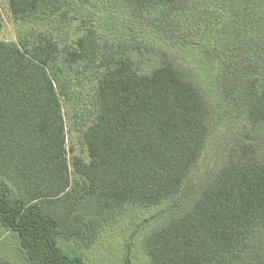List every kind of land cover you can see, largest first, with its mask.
Returning a JSON list of instances; mask_svg holds the SVG:
<instances>
[{
    "label": "trees",
    "instance_id": "1",
    "mask_svg": "<svg viewBox=\"0 0 264 264\" xmlns=\"http://www.w3.org/2000/svg\"><path fill=\"white\" fill-rule=\"evenodd\" d=\"M77 1L9 0L13 17L36 29L0 39V234L13 237L24 264H91L63 242L89 248L126 207L176 196L206 142L192 70L158 61L135 39L108 42L90 16L62 41L54 24L77 19ZM123 1L163 33L187 6ZM219 4L221 34L210 45L223 97L245 110L243 137L191 209L144 236L150 264H264V0ZM76 85L92 91L79 127L87 159L66 145L64 103ZM0 264L16 263L1 252Z\"/></svg>",
    "mask_w": 264,
    "mask_h": 264
},
{
    "label": "rangeland",
    "instance_id": "2",
    "mask_svg": "<svg viewBox=\"0 0 264 264\" xmlns=\"http://www.w3.org/2000/svg\"><path fill=\"white\" fill-rule=\"evenodd\" d=\"M219 2L220 0H186L185 11L175 16V26L168 32L164 31L165 34L159 29V25L151 22L150 14L143 17L133 15L123 0H78V18H70L65 26L54 24L59 38L70 43L79 34L81 18L90 16V22L108 42L113 44L119 38H132L135 39L137 48L143 52L151 50L158 61L159 58L173 60L190 68L204 93L208 127L204 148L180 193L158 205L126 207L98 231L89 248L72 240L63 242L67 251L81 252L91 264H126V259L135 264H150L149 256L143 248L144 236L155 227L191 209L203 189L225 164L235 139L243 137L240 132L245 125V110L223 97L219 55L210 45L221 34L220 27L215 22L221 20L223 15L219 10ZM31 29L35 30L36 27L13 17L9 0H0V39L16 41L21 31ZM66 31L69 37L64 39ZM225 34L228 36L227 28L222 31V40ZM82 88L83 86L76 85L71 99L64 103L66 145L67 150L73 145L75 153L87 159L79 127L84 119L81 116L82 110L90 107L92 91L89 85L86 90ZM260 147L263 149L264 143ZM12 238L8 231L0 234V253L16 264H24V255L14 250Z\"/></svg>",
    "mask_w": 264,
    "mask_h": 264
}]
</instances>
